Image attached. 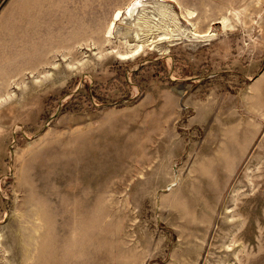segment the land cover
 <instances>
[{
  "label": "rangeland",
  "instance_id": "rangeland-1",
  "mask_svg": "<svg viewBox=\"0 0 264 264\" xmlns=\"http://www.w3.org/2000/svg\"><path fill=\"white\" fill-rule=\"evenodd\" d=\"M0 264H264V0H0Z\"/></svg>",
  "mask_w": 264,
  "mask_h": 264
},
{
  "label": "bare ground",
  "instance_id": "bare-ground-1",
  "mask_svg": "<svg viewBox=\"0 0 264 264\" xmlns=\"http://www.w3.org/2000/svg\"><path fill=\"white\" fill-rule=\"evenodd\" d=\"M136 8H137V5H136V4H132L131 6H129V7L127 8V11L130 12V13H132V11L135 10ZM130 13H129V14H130ZM133 13H134V12H133ZM120 14H121V11H119V12L117 13L116 16L118 17V16H120Z\"/></svg>",
  "mask_w": 264,
  "mask_h": 264
}]
</instances>
